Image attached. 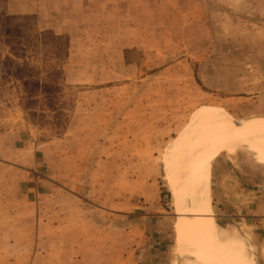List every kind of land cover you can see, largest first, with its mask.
<instances>
[{
    "label": "rangeland",
    "instance_id": "rangeland-1",
    "mask_svg": "<svg viewBox=\"0 0 264 264\" xmlns=\"http://www.w3.org/2000/svg\"><path fill=\"white\" fill-rule=\"evenodd\" d=\"M2 8L28 18L19 19L16 64L4 63L0 40V264H152L157 253L182 264L165 153L205 111L264 136V0H5ZM16 65L48 84V95L38 86L29 100L33 84ZM223 147L220 134L208 165L220 156L247 176L264 172L246 147L216 155ZM209 204L205 217L241 241L236 264H258L257 229L238 216L255 209L211 214ZM261 248L264 262V237Z\"/></svg>",
    "mask_w": 264,
    "mask_h": 264
},
{
    "label": "bare ground",
    "instance_id": "bare-ground-1",
    "mask_svg": "<svg viewBox=\"0 0 264 264\" xmlns=\"http://www.w3.org/2000/svg\"><path fill=\"white\" fill-rule=\"evenodd\" d=\"M220 134L225 146L246 147L264 160V136L231 122L218 110L194 116L168 147L165 162L171 171L169 184L178 212L174 229L179 246L177 259L182 264L238 262L240 239L232 230L217 227L204 215L209 204L204 173Z\"/></svg>",
    "mask_w": 264,
    "mask_h": 264
},
{
    "label": "crops",
    "instance_id": "crops-1",
    "mask_svg": "<svg viewBox=\"0 0 264 264\" xmlns=\"http://www.w3.org/2000/svg\"><path fill=\"white\" fill-rule=\"evenodd\" d=\"M220 151L230 152L231 149L229 146L227 148L223 147L218 150L216 155ZM219 157L217 156L211 166L209 164L206 168L205 187L207 191L209 190L211 214H213V210H221L227 207H237L238 210L253 207L255 210L252 216L246 214L247 212L245 210L241 214H238V216L241 215L245 221L252 220V225L257 229L253 233L255 244L252 247L255 251L258 264H264L261 261L263 254L261 241H263L264 229L262 227L256 228L257 224L264 218V215L258 212L259 209L261 211L262 207H264V172L262 173L260 170L259 172L253 171L247 176V174L236 170L232 163L228 162L229 159ZM212 217L214 219L216 218L214 216ZM150 219V223H153L154 219ZM221 223L224 224L223 222ZM151 263L163 264L161 254H155Z\"/></svg>",
    "mask_w": 264,
    "mask_h": 264
},
{
    "label": "trees",
    "instance_id": "trees-1",
    "mask_svg": "<svg viewBox=\"0 0 264 264\" xmlns=\"http://www.w3.org/2000/svg\"><path fill=\"white\" fill-rule=\"evenodd\" d=\"M5 0H0V4L3 3ZM20 18H28V16L22 15H9L7 14L4 9H0V40L3 41L9 47V54L4 56V63H12L16 64L15 60L12 58L18 57L23 55L24 48L22 46V40L24 39V26L23 22H21ZM17 74L21 71L23 72V68L19 67L18 65L15 66L13 69ZM10 72V70H9ZM18 77L22 80L24 85L28 83H32V87L29 88L28 99L31 100L33 94L32 89L36 87H40L41 91L48 95L49 88L48 84H42L41 86L38 82H33V77L31 75H27L26 77L23 76L22 73L18 75Z\"/></svg>",
    "mask_w": 264,
    "mask_h": 264
},
{
    "label": "water",
    "instance_id": "water-1",
    "mask_svg": "<svg viewBox=\"0 0 264 264\" xmlns=\"http://www.w3.org/2000/svg\"><path fill=\"white\" fill-rule=\"evenodd\" d=\"M150 220H151L150 218L147 219V223H148V224L150 223Z\"/></svg>",
    "mask_w": 264,
    "mask_h": 264
}]
</instances>
